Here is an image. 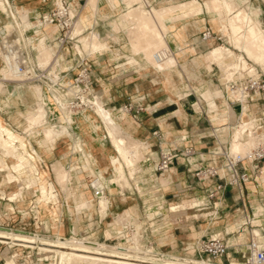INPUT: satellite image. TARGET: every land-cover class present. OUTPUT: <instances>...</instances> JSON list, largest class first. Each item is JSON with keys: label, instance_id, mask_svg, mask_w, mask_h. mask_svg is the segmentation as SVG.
<instances>
[{"label": "crops", "instance_id": "obj_1", "mask_svg": "<svg viewBox=\"0 0 264 264\" xmlns=\"http://www.w3.org/2000/svg\"><path fill=\"white\" fill-rule=\"evenodd\" d=\"M176 1L148 0V3L155 6H167ZM224 1L234 9V0ZM11 2L13 4L15 1L11 0ZM24 2V0H16V5L27 7L29 10L28 18L49 12L54 7L53 4L50 9L44 11L39 6ZM71 2L73 7L79 10V14L86 12L89 15L88 9L84 8L86 0H72ZM243 5L244 7L248 5L245 10L249 14L258 15L260 26L264 30V0H247ZM112 6L114 9L120 8L117 5ZM98 7L100 14L96 16V21L93 24L96 25L95 27L99 30L101 37L107 38L108 46L104 49L109 50L101 52L99 49L96 52L84 53L87 55L86 62L90 70L94 92L111 110L113 117L121 127L132 137L143 142L145 148L142 151V158L137 164L143 171L135 178H129V187L121 189L115 183L104 185L105 196L109 201L104 216H100L95 206L92 210H87L88 212L82 211V221L91 223L97 228V231L89 233L90 237L95 238L96 236V239L104 242L116 241L119 237H123V232H127L126 235L130 232L128 226H132L134 229L136 227L135 222L138 221L142 239L146 243L150 242L152 247L166 251L176 249L177 252H179L178 250L190 249V254L194 256L195 252L191 240L197 241L211 235H219L223 237L228 246L227 254L221 259V262L223 264H241V255L246 252L245 244L249 237L248 233L244 241L242 239L243 232L255 227L259 231V240L264 242V166L255 167L251 160L242 161L237 164V170L246 172L249 176L248 180L224 185L229 176L224 167V157L219 152L223 147L226 149L229 137L223 141L218 130L227 127V125L228 128L229 126L233 127L234 121L238 117L242 118L243 115L259 117L264 111V93L253 94L242 104H232L229 95H225L223 86L225 79L222 77L221 70L215 64L204 59L205 50L219 43L215 38L201 40L200 33L206 26H209L216 33V26L205 17L207 13H203V18L199 17L202 15L200 14L172 24L168 23V26L173 25L166 36L169 45L174 50L182 47L183 49L181 48L179 52L184 50V53L179 56L176 68L165 75L163 72L144 70L143 68L136 70L130 64L126 67V63L133 56L130 50L137 45L136 39L129 40L126 36L128 55L112 56L113 51L110 48L113 45L109 44V41H114L119 45L121 41L119 36L124 32H117L116 40L109 39L107 35L112 33L109 19L114 16L113 10L105 0H99ZM241 9L244 8H239L236 11ZM121 10L123 9L120 8V12ZM104 14L107 15V18H102ZM31 24L34 23L31 22ZM119 26L127 30L124 24H119ZM45 28H48V35H53L57 31L55 26L46 25ZM88 29L82 30V34ZM112 35L115 36V34ZM226 45L233 47L227 41ZM53 47L56 48V43ZM92 53L96 54L94 58L88 56ZM76 63L77 57L71 48H65L60 53V68L66 73L67 78H72L76 73V69H72ZM112 64L113 66H111ZM258 67V70L261 69L264 72L260 65ZM222 70L227 74L226 70ZM211 87L214 89L212 90ZM206 88L213 92L221 89L223 92V96L214 98L215 109L209 110L207 102L201 97V91ZM127 102H131L133 106L129 112L123 110V106ZM22 106V102L6 105L4 100H0L1 119L18 134L25 132L20 130L21 125L17 126L10 119V114ZM177 110L180 111V118L175 115ZM81 121L87 122L85 115L81 116ZM77 127V125L73 126V131ZM88 132L87 134L76 135L79 136L85 151L92 154L90 159L95 172L91 165L88 167V171L97 176V172L102 170L104 176H109L108 171L111 168L108 166V157L114 153L111 143L104 134L98 137L93 129L88 130ZM74 133L76 134L75 131ZM22 137L36 150L38 168H43L44 165L53 173L51 164L57 160H60L66 167L70 166L69 159L73 153V140L71 138L66 137L68 146L63 141V137L56 140L47 150L39 146L37 139L34 140L28 135ZM184 147H192L193 153L181 155L180 151ZM161 150H171L176 153V156L168 170L159 174L156 171V165ZM77 153L80 152L77 151ZM0 158H4L7 163H11L13 160L10 157L1 156V154ZM209 165L217 166L219 175L199 180L195 176V171L200 167ZM103 168L106 169L103 170ZM82 171L83 167L80 168V172ZM161 177L167 179V184H161ZM1 182L0 196H2V192L7 195L14 186L16 189L18 188L17 183L3 187V184L11 183ZM78 183L76 190L91 198L95 205L96 198L93 196L92 188L88 184L86 187L84 184ZM53 184L61 190V187L55 182V176ZM219 184L222 185L221 189H217ZM137 185L142 189V194H136V192L139 193ZM209 192H213L212 197L208 196ZM185 193L190 194L188 201L182 200L186 196ZM5 201L7 200H0V206L2 202L5 206L7 204ZM190 202L193 203L192 206L188 207L193 212L192 230L188 231L176 227L173 232L174 236H171L166 230L168 214L171 213L169 206ZM65 204L66 200L61 206H66ZM119 214H126L128 218V222L124 225L114 223ZM63 217L70 218L68 212L67 215L58 213V220L55 222L59 226H61ZM248 223L250 224L248 225ZM155 224H159V226L154 227ZM21 227L27 228L25 225ZM176 231L179 234L176 235ZM68 232H71V229Z\"/></svg>", "mask_w": 264, "mask_h": 264}, {"label": "bare ground", "instance_id": "obj_2", "mask_svg": "<svg viewBox=\"0 0 264 264\" xmlns=\"http://www.w3.org/2000/svg\"><path fill=\"white\" fill-rule=\"evenodd\" d=\"M106 1L108 3H110V5H117L120 8H121V4L123 5V10H121V12L117 16V18L114 20L113 19L109 20V22H110L112 27H116V25H119V24H124L126 26L127 30L130 29L132 24L135 25V23L137 25H145V26L147 24V26H148V15H150L152 18L154 17V15H155V17H156V15H157V17H158V15L162 17V14H165V13L172 14L171 12H174L175 10H176V13L177 12L180 13L181 12V11H179L180 8H182V9L184 8L186 11L187 10H191V12L194 11V13L196 12V15H197V13L200 14L201 12H203V10L205 8L208 14H211L213 17L214 16L216 17L219 8H221V9L223 8L226 12L232 13V16L229 18V20L231 22L230 23L231 24L230 29L234 32L233 35L238 33V32L240 33V31L243 30L242 27L244 28V26H245L242 33L239 36H238V34H239L238 33L236 36L237 37L236 43H237V46L239 47V49H241L240 51H242L248 58L252 59L253 61H255L259 64H261L264 68V33L261 29L259 22L257 20H254V18H252V16H250V14L245 9H241L239 11H233V7L226 4L224 0H214V1L205 0L204 1L205 3H203V2L201 3L199 0L176 1L175 3H171L167 6L155 7L154 8L155 14L152 12L150 13L151 8H149V10H148L145 7V5H143V3H139V2L137 3L134 0H125L124 1L125 3H122L123 0L122 1L121 0H110V1L106 0ZM95 3H97V2L95 1ZM95 3H94V5L91 3V7L95 6ZM7 4H8V6H7ZM145 4H146V2H145ZM96 6H97V4H96ZM96 6L94 8V12H95ZM8 8H11V4H10L9 0H0V26L5 27L7 30L18 29V31H20V29H22V28H19V23H18L15 15H14L15 12L13 13L11 10H9V12H8ZM86 8H90V6L88 5V6H86ZM177 9H178V11H177ZM185 10H183V12ZM72 12L73 11L71 9V14H73ZM20 13L21 12H19V14ZM24 13H25L24 17L27 18V21H29L28 11L26 10V12H24ZM188 13H186V14L189 15ZM221 13L219 11V14L223 15ZM93 14H95V13H93ZM77 16H78V18H77L78 21L80 20L81 22H90V16L86 12L80 13V14L78 13ZM172 16L166 15L164 17V19H163L164 27L168 26V23H172ZM182 16H186V15H182ZM174 17L177 18V15ZM220 17H221L220 20L221 19L223 20L224 17L223 16H220ZM176 18H174V19H176ZM218 19H219V17H218ZM161 20H159V21L162 22ZM222 20H221V22L220 21H218V22H220L222 24L225 21V20H223V21ZM78 21H76V18L73 20L72 29H71V33L69 36L71 38L70 41L73 43V46L74 45L78 46L77 48L74 47L75 51L78 52L80 54V56L83 57L85 55L84 54L85 52H83L81 49V46L78 45L79 43H81L79 41V38H78V36L80 35V32H79V34H76L78 32L76 31V33H75V29H74L75 23L78 26V24H79V23H77ZM131 22H133V23L131 24ZM226 23H229V22H226ZM129 25H130V27H129ZM161 25H162V23H161ZM27 26H28L29 32H31V33L35 32V35L31 36V38L28 37L31 41V45L35 49V55H36L35 58L37 57V59H38L40 56H43L44 54H46L47 56H49V55L51 56L52 55L51 54V52H52L51 47L46 44V39L48 37L47 36L48 28H45L43 30L38 29V27H36V26L34 28V27H32L33 25L31 24L30 21L28 22ZM138 27H140V26H138ZM149 27H150V25L148 26V28ZM151 27L154 28V26H151ZM227 27H228V25H227ZM227 27L225 26V28H227ZM78 28H80V27H78ZM136 28H135V30L138 29V28L137 29ZM76 30H77V28H76ZM141 30L139 29V32ZM145 30H147V29H145ZM132 31H134V30H132ZM169 31L170 30L168 27L167 28V34L169 33ZM98 32H99V30L97 28L92 29L91 32L85 34L86 35L85 38H81V41L84 39V40H87L88 43H91V42H93L92 40L94 39V41L96 42L95 38L97 37L96 35H98L97 34ZM126 33L128 36L130 35L129 31ZM146 33H147V31H146ZM146 33H143L141 35L145 36ZM99 34H100V32H99ZM138 34L134 33V35H131L130 38L133 40V38L137 37ZM231 34H232V32H231ZM148 35H146V36L148 37ZM151 35L152 34L150 33V36ZM157 35L159 36V34L155 35L156 38H158ZM160 35H161V33H160ZM144 36H142V37L144 38ZM139 37H140V35H139ZM147 37H146V39L149 38V37L148 38ZM163 38H165V37H163ZM164 41H166V40H164ZM87 42L84 41V44H86ZM95 42H93V44H95ZM88 43L86 44L85 47L88 46L90 50L86 49L84 47V45L82 47V48H85V50H88L87 52L91 51L90 46H92V44L88 45ZM97 43H99V42H97ZM82 44H83V41H82ZM100 44H102V43H100ZM155 44H156V42H155ZM164 44H165V42H164ZM140 45H142V44H140ZM144 45H146V44H144ZM100 46H102V45H100ZM147 46H149V42H148ZM96 47L97 46H95V48ZM225 48L221 47V45L220 46L219 45L218 46L217 45L212 46L210 48V50L207 52V56L204 55V59L205 60L207 59L210 63H215V66H218L222 69L227 70L229 68L230 70L226 71L227 75L236 79L241 75V70L245 69V67L247 66V63L243 57L237 56L238 54L236 55L233 51H229L228 49H225ZM144 50H147V49H144ZM180 50H181V47L176 49L175 51L179 52ZM176 52H175V54H176ZM53 55H54V58L51 57L53 59H51V58H50L51 60L48 59L50 61L48 64L51 65V68H49L50 73H49L48 78L52 82L55 81V78L52 76V73H51L52 69H54V67L56 65L57 66L55 67V69H58L60 67L58 60L56 59L57 57H59V55H57L55 53V49L53 50ZM157 55L160 57V60H158L156 58ZM172 56H173L172 51L169 49L168 45H166V44L162 45L159 48H157L154 52H152L151 56H147V57H150V60L149 59L148 60H149V62H151V65L147 64V61H145V63L142 65V68H146L148 66H151L154 69V71L163 72L165 75H168L169 72L171 70L175 69L177 66L176 62H174V60H171ZM173 58L174 57H172V59ZM40 63H39V66L41 68H45L48 65V64H45L46 66H42ZM0 72L2 74L0 77V94H3V93L7 94L8 95L7 98L11 104H14L15 100H17V99L24 103L26 111H28L31 114L30 119L32 118L31 120L34 121V122L32 121V123L27 121L28 124L27 123L25 124V128H31L32 134H35V135L41 134V137L38 139L39 144L41 145L42 148L48 150L49 142H50L49 138H51V136H54L55 134L67 132V128L65 126V127H63V130L60 131L59 129H55L56 125H52L53 123H50L47 120H45L46 109L44 108V105L47 104L48 107H50V104L57 103L59 105L61 115H60V117H54L52 119V121L53 122L54 121L55 122H62L64 125H70L74 121V117L72 115V110L67 108V103L64 100H65V98H74L76 96L75 90L69 87V88H66L62 94H59L55 90H53V87L50 85L53 93L50 91H49V93L48 92L43 93L41 90L42 84L39 82L37 84L34 81L17 83L18 79H16L14 74L11 71L7 70L3 66H0ZM250 73L251 72H249V74ZM5 81L14 82V84H16V85L13 87V89L8 91L7 85H5V83H4ZM201 93L207 97L208 103L210 102L211 99L214 98V96H216V94L214 95V93H216V92H213L209 88H206L205 90L201 91ZM244 95H245V93L244 94L242 93V95H239V98L242 101L244 100ZM83 101L89 102L91 104L92 108L95 107V111H96L97 115L99 117H101V119L104 121L102 123H106V126L108 125V127H109L108 131H107V133H108L107 135H109L108 137L111 138V140H112L111 143H113L115 151L117 152V154L119 156H121L125 160L127 166H133L134 163L136 162V161L134 162L135 158L133 156L136 155L137 152L139 153V151H141V150H139V151L137 150V148H138L137 146L143 142H140V143L137 142L138 143L137 145H134L136 140L134 141L133 139H131V141L133 140L132 141L133 144L129 143V141L127 142L126 138L124 136H122L123 134H121V133L124 132L127 134V136H130V134L127 133L126 131L121 130V128H122L121 125L115 120V118L112 115L111 110L104 105L102 100H99L97 97L94 96L91 99L83 98ZM215 108H216V105H215V102L213 100V103L212 102H211V104L209 103V110H212ZM175 112L180 113L179 110H177ZM85 119L88 120V116H85ZM26 120H28V119H26ZM256 124H257L256 118H252V119L249 118L248 120H244V119L239 120L237 128L229 126V128H227V130H229L231 133L235 134L234 136L236 138L235 137L233 138V136H232V138H233V141L235 139V140H237V142L235 141V143H231L230 148H229L231 150V152L228 149H226L227 152H230L231 154H236L234 151L238 150L239 153H242V154L247 153L253 147L252 146L251 148H248L250 145H252L254 137L257 140V135L254 133V129L256 128ZM103 125H105V124H103ZM95 126L97 127L96 124H95ZM106 126H105V128H107ZM53 132L55 134H53ZM119 132H120L119 136L116 135ZM51 133L53 135H51ZM68 134L70 135V133H68ZM221 134H223V133H221ZM262 135H263V133H261V136ZM227 137H228V135H227ZM128 140H130V139H128ZM18 141H21V146L23 147L24 152H26L25 154H21V153L19 154L18 153V148H19V146L17 145ZM231 141H232V139H231ZM75 142H76V140H75ZM143 145L144 144H142V146ZM76 146L80 149V147L78 145H76ZM0 147L3 149L1 156L10 157L13 159V161H16V164L13 167H11V166H9V163H7L4 160V158H0V172H3V176H4L1 183H9L7 176L11 175L10 173H12V172L15 173L19 177V179H18L19 181L18 180L12 181V182L17 183V185H18V188L16 190H21L18 193L13 195V197H15V201L19 200L22 197L23 191L25 189H27L28 184L30 182H32V183H34V187H36V190L38 191V197H37L36 201L34 202V207L37 208L38 206H41V207H44L45 209L49 210L50 212L56 211V209H54V210L48 209V205H47L48 202H45L46 199L48 198V190H47V187L45 185V182L47 181V177H46L47 172L44 170L41 171L37 167L36 157L38 154H37L36 150L33 149L31 147V144H29L27 141L22 142V140L19 138V135H17L15 133L14 129H12L10 126L6 125L4 123V121L1 119V117H0ZM72 148H74V146ZM140 155H141V152H140L139 156ZM140 157H142V156H140ZM110 159H111L110 162L112 164H115L117 162L118 156H116L114 154L110 157ZM136 160L139 161V159H136ZM29 164L32 165L31 168L33 170L29 169L27 171V167ZM54 165L52 164V167ZM58 167H60V166H58ZM61 167H63V166H61ZM133 168H135V165ZM118 169L120 170V168H118ZM56 170H58V168H56ZM59 170H62L64 172V175L66 174L65 173L66 170H64L63 168H61V169L59 168ZM142 171L143 170L140 167L136 171V174L138 173L140 175L142 173ZM63 172L61 173L62 177H65V179L70 177L69 176L70 174L68 175L69 172L66 174L69 177L63 176ZM56 174H58V173H56ZM61 174L59 172L60 176H61ZM57 177L58 176H56V178ZM100 177L103 178V176H101V174H100L99 178ZM119 177H121V175ZM58 178L60 179V177H58ZM62 179H64V178H62ZM112 179L110 181H112V183H113ZM12 182H10V183H12ZM102 182H104V181H102ZM160 182H161V184L165 185V184H167V179L160 178ZM58 183H59V181H58ZM137 186L142 191L140 186L139 185H137ZM63 189H64V184H63ZM66 189H67V192H65V194H67V195L65 196V199H66V203L68 205L69 215H70V218L72 221L71 233L73 235L71 237L67 238L65 236L58 235V233L55 232V230H54V234H50V233L39 234L37 232H28V231L23 230V229H14V228H10V227L0 225V243L7 244V246H9V247L12 244L22 245V246H25L28 248H35L36 247L40 251H43L44 253H46L45 254L46 258L51 256L49 254V252H51L53 258L50 262L45 263V264H212L211 262L206 261V260L199 261L197 259L190 258V257H186L183 259H181L180 257L179 258H177V257L176 258H161V257L155 258V257L149 256L148 253L140 255L139 249L132 251L131 249H129V247L120 246V244H119V246L114 245V244L111 246V244L110 245L107 244L108 245L107 246L105 243H102V242L99 243L98 241L86 240V238H84L85 236L81 233L82 230H84V229L81 225H78V223H77L78 221L76 220L77 216L75 217V213L73 210V207H74L73 203L78 201V200L83 199L84 196H83V194L78 193V191L75 188L71 187L70 182L66 185ZM64 191H66V190H64ZM2 197L4 198V200H7L9 202H15L14 200H9L8 196L5 194H2ZM100 197H101L100 198L101 201L103 202V205H106L107 199L104 200V198L102 196H100ZM98 201H100V200H98ZM86 202H88V201H86ZM83 204L84 203H82V205ZM88 204L89 203H86L87 206H88ZM100 204H101V202H100ZM79 205H78V207H79ZM103 205L101 207H103ZM107 205H108V203H107ZM76 207H77V205H76ZM77 210H78V208H77ZM99 210H100V208H99ZM18 211L20 213H22L24 216L27 215V212L25 210H18ZM35 212H36V210H35ZM78 212L80 213V211H78ZM78 212L76 211V213H78ZM42 223H43L44 229L49 231L51 228L49 225L50 220L46 219ZM77 233H79V236H78L79 240H76L77 237L74 236ZM252 233L255 235H259V231L256 229L252 230ZM140 248H141V246H140ZM66 249H68V250H66ZM141 249H143V248H141ZM145 252H148V251H145ZM4 257H5V262L1 263V264H15V259L13 257H11L10 255H7V256L5 255ZM56 258H57V260H56Z\"/></svg>", "mask_w": 264, "mask_h": 264}, {"label": "rangeland", "instance_id": "obj_3", "mask_svg": "<svg viewBox=\"0 0 264 264\" xmlns=\"http://www.w3.org/2000/svg\"><path fill=\"white\" fill-rule=\"evenodd\" d=\"M15 2H13V4H12V2L9 0V2H10V4H11V8H12V5L15 7L14 9H11L10 8V10L14 13V15H15V17H16V19H17V21H18V23H19V28H22V29H20V33H22L26 28H28V22L29 21H27V18H25L24 17V12H26V10L27 11H29L28 9H27V7H25V6H19V5H16L17 3H16V0H14ZM25 2L24 3H30L31 5H36V6H39V7H41V8H43L44 9V11H47L48 9H50L52 6H53V4H54V1L55 0H45L44 2L43 1H41V0H24ZM67 1H69V2H71L72 0H67ZM91 0H86V3H85V5H84V8L86 7V6H90V8H86V9H88V12H90L89 13V16H90V22H81L80 20L78 21V13H79V11L77 12L76 11V21H78L77 23H79L78 24V26L76 25V23H75V27L77 28V30H76V28L74 27V29H75V33H76V31L78 32V33H76V34H79V32H80V35L78 36V38H79V41L81 42V43H79L78 45L79 46H81V49H82V51L83 52H85V53H88L87 51L88 50H90L89 49V47L87 48V47H85L86 46V44L88 43L87 42V40H82L83 41V44H82V41H81V38H85V34L86 33H89V32H91L92 31V29H94V28H96L95 26L96 25H94L93 23L96 21V16L98 15V14H100V12H99V7H98V2H99V0H95L97 3H95V1L94 0H92L91 2H90ZM110 1V0H109ZM122 1V0H121ZM125 0H123V2L122 3H125L124 2ZM134 1H136L137 3L139 2V3H143V5H145V7L149 10V8H151L150 10V13L152 12V13H154L155 14V10H154V8L155 7H159L160 5H157V6H155V5H150V3H148V0H134ZM141 1V2H140ZM143 1V2H142ZM177 1H188V0H177ZM201 3L203 2V3H205L204 1L205 0H199ZM211 1H214V0H211ZM105 2L107 3V5L113 10V15L114 16H112L109 20H112V19H115L117 16H118V14H119V12H120V8H118V9H114L113 8V6L112 5H110V3H108L106 0H105ZM127 2V1H126ZM145 2H146V4H145ZM234 2H235V7H234V9H235V11L237 10V9H239V8H244V9H247V7H248V5L246 6V7H244V3H246L247 2V0H234ZM22 3V2H21ZM57 3L59 4V0H57ZM91 3L94 5V3H95V6H96V4H97V6H96V9H95V12H94V8H95V6H92L91 7ZM23 4V3H22ZM71 6H72V13H75V8L73 7V4H72V2H71ZM17 9V10H16ZM121 9H123V5L121 6ZM221 8H219V10H218V13H217V16L215 17H213L211 14H208L207 13V11H206V9L204 8V10H203V12H201L200 14H202V15H200L199 13H197V15H200L199 17L200 18H203L204 17V15H203V13H207V14H205V17H206V19H209L211 22H212V24H214L215 26H216V33H219V32H221L222 33V35H223V37H222V40L221 41H219V43L218 44H215V45H221V47H226L225 49H228L229 51H233L237 56H241V57H243L244 59H245V61H246V63H247V66L245 67V69H244V71H246L248 74H249V72H251L250 74H254L255 73V69L256 68H259L258 67V65H260L261 66V68L264 70V68H263V66L261 65V64H259V63H257V62H255V61H253L252 59H250V58H248L242 51H240L241 49H239V47L237 46V34L239 33H236V34H234L233 35V31L230 29L231 28V22H230V20H229V18L232 16V13H229V12H226L223 8L220 10ZM233 9V10H234ZM14 10V11H13ZM22 10V11H21ZM183 10H185L184 8L182 9V8H180V10L179 11H181L180 13H176V10L174 11V12H171L172 14H167V13H165V14H162V17L161 16H159L158 15V17H157V15H156V17H155V15H154V17L152 18L150 15H148V26L150 25V27L148 28V26H147V24H146V26L145 25H137L135 22V25L134 24H132L133 22H131V24H132V28L130 27V25H129V27H130V29L129 30H124L122 27H120L119 25H116V27H111V30H112V33H110V34H108L107 35V37H109V39H111V40H116L117 39V32H119V31H123L124 33L121 35V36H119V39H121V41L119 42L120 44L118 45V44H116V43H114V41H109V44H112L113 46L110 48V49H112V51H113V55L112 56H121V55H128V53H129V49H128V40H127V37L129 38V40L131 39L130 38V36L131 35H134V33H136V34H138V36L137 37H134L133 39H136V41H135V43L137 44L135 47H134V49H131L130 51L132 52V55L133 56H131V59L129 60V62L128 63H126V67L127 66H129V64L131 65V67H133V68H135L136 70H140V69H142V64H143V62L144 61H147V64H149V65H151V62H149V60H150V57H147V56H151V53L152 52H154L157 48H159L160 46H162V45H168V47H169V49L172 51V57H174L173 59H172V57H171V60H174V62H176V65H178V60H179V56H181L183 53H184V50H182L181 52H176L170 45H169V43H168V41H167V38H166V36H167V28L169 27V30H170V28H172V26L173 25H171V26H165L164 27V24H163V19H164V17L166 16V15H173L172 16V23H174V22H176V21H179V20H182V19H186V18H189V17H192V16H196V12L194 13V11L193 12H191V10H185L184 12H183ZM18 11V12H17ZM177 11H178V9H177ZM219 11H220V13L221 14H223V15H220L219 14ZM8 12H9V8H8ZM19 12H21L20 14H19ZM189 12V13H188ZM225 14H224V13ZM23 13V14H22ZM93 13H95V14H93ZM186 13H188L189 15H187ZM191 13V14H190ZM181 14V15H180ZM193 14V15H192ZM259 14V13H258ZM19 15V16H18ZM164 15V16H163ZM177 15V18L176 17H174V16H176ZM182 15H186V16H182ZM219 15V16H218ZM250 15L252 16V18H254V20H257L258 22H259V24H260V19H259V17H258V15H255V14H253V13H250ZM182 16V17H181ZM220 16H223L224 18H223V20H225L226 22H229V23H226L225 21L221 24L220 22H221V20H220ZM25 19H24V18ZM162 19H160V18ZM176 18V19H174V18ZM179 17V18H178ZM218 17H219V19H218ZM102 18H107V15L106 14H104L103 16H102ZM181 18V19H180ZM26 20V21H25ZM159 20H161L162 22H160ZM222 20V21H223ZM218 21H220V22H218ZM161 23H162V25H161ZM171 23V24H172ZM226 23V24H225ZM21 25V26H20ZM224 25V26H223ZM227 25H228V27H227ZM245 25V24H244ZM135 26V27H134ZM138 26H140V27H138ZM143 26V27H142ZM151 26H154V28L153 27H151ZM225 26L227 27V28H225ZM78 27H80V28H78ZM138 29H137V28ZM142 27V28H141ZM167 27V28H166ZM14 28V27H13ZM86 28H89L87 31H85L83 34H82V30H84V29H86ZM135 28L137 29V30H135ZM147 29V30H145V29ZM244 28H245V26H244ZM244 28L242 27V29L244 30ZM139 29L141 30L140 32H139ZM152 29V30H151ZM226 29V30H225ZM261 29H262V27H261ZM132 30H134V31H132ZM225 30V31H224ZM243 30H241L240 31V33L238 34V36L242 33V31ZM129 31V33H130V35L128 36L127 35V33L126 32H128ZM137 31V32H136ZM146 31H147V33H146ZM153 31V32H152ZM155 31V32H154ZM232 32V34H231V32ZM262 31H263V33H264V30L262 29ZM157 32V33H156ZM161 33V35H160V33ZM128 33V34H129ZM143 33H146L145 34V36L144 35H141V34H143ZM150 33L152 34L151 36H150ZM155 33V34H154ZM98 35H96L97 37L95 38L96 39V42L94 41V39L92 40L93 42H95V44H93V42H91V43H88V45L90 44H92V46H90V48H91V51L90 52H96L97 50H99V49H101V52H103L104 50H109V49H104L106 46H108V43H107V38H102L101 37V35L99 34V32L97 33ZM112 34H115V36H113ZM126 34V35H125ZM149 34V35H148ZM154 34V35H153ZM156 34H159V36L157 35V37L158 38H156ZM139 35H140V37H139ZM146 35H148V37L150 38H148ZM233 35V36H232ZM82 36V37H81ZM84 36V37H83ZM127 36V37H126ZM142 36H144V38L142 37ZM28 37H30V36H28ZM146 37L148 38V39H146ZM163 37H165V38H163ZM236 37V38H235ZM31 38V37H30ZM29 39V38H28ZM27 39V40H28ZM140 39V40H139ZM163 39V40H162ZM164 40H166V41H164ZM84 41L85 42H87L86 44H84ZM226 41L227 42H229L233 47H227V45H226ZM97 42H99V43H97ZM130 42V41H129ZM148 42H149V46H147L148 45ZM155 42H156V44H155ZM164 42H165V44H164ZM168 44H167V43ZM28 43H30L31 44V41H30V39L28 40ZM100 43H102V44H100ZM146 44V45H144V44ZM163 43V44H162ZM46 44L48 45V46H50L51 47V56L49 55V56H47L46 54H44L43 56H40L38 59H37V57H36V60H37V62H38V64L40 63L42 66H46L45 64H48L50 61L49 60H51V59H53L54 58V55H53V50L55 49L52 45V43H48L47 41H46ZM102 45V46H100V45ZM140 44H142V45H140ZM83 45H84V47L86 48V49H88V50H85V48H82L83 47ZM97 46L96 48H95V46ZM236 45V46H235ZM94 46V47H93ZM99 46V47H98ZM33 47V46H32ZM74 47L75 48H77L78 46L77 45H74ZM149 47V48H148ZM182 48V47H181ZM234 48V49H233ZM144 49H147V50H144ZM183 49V48H182ZM73 50V49H72ZM210 50V48L208 49V50H205L206 52H205V56H207V52ZM238 50V51H237ZM70 52H72V51H70ZM175 52H176V54H175ZM75 54V53H74ZM241 54V55H240ZM95 53H92L91 55H88V56H90L91 58H94L95 57ZM36 56V55H35ZM51 57H53V58H51ZM147 57V58H146ZM246 57V58H245ZM51 58V59H50ZM146 58V59H145ZM45 59V60H44ZM47 59V60H46ZM49 59V60H48ZM57 60H58V63H59V57H57L56 58ZM149 59V60H148ZM176 59V60H175ZM206 61L207 62H209L207 59H206ZM46 62V63H45ZM213 64H215V63H213ZM117 65V64H116ZM55 66V65H54ZM57 66V65H56ZM55 66V67H56ZM59 66H60V64H59ZM111 66H113V64L111 65ZM54 67V68H55ZM209 67H210V65H209ZM218 67V66H217ZM256 67V68H255ZM220 70H221V72H222V77L224 78V79H227V80H229V79H234V78H232V77H230V76H228L226 73H225V71H223L222 70V68H220V67H218ZM144 70H151V71H154V69L151 67V66H148V67H146V68H143ZM225 70V69H224ZM230 69L228 68L226 71H229ZM248 70V71H247ZM250 70V71H249ZM1 72H0V77H1ZM242 75V74H241ZM243 76V75H242ZM235 80V79H234ZM5 83V85H7V89H8V91L9 90H11V89H13V87L16 85V84H14V82H9V81H5L4 82ZM38 82H36V84H37ZM40 85V84H39ZM209 86V85H208ZM50 87V86H49ZM211 89L213 90L214 89V87H211ZM220 89V88H219ZM41 90H42V92L43 93H45V92H47L44 88H43V86L41 85ZM49 91L50 92H52L53 93V91H52V89H51V87L49 88ZM220 93V94H219ZM216 94V96H214V98L215 97H220V96H223V92H222V90L220 89V91H217L216 93H214V95ZM225 95H227L226 93H225ZM200 96V95H199ZM8 95L7 94H5V93H3V94H0V100H4V103L6 104V105H9V104H11L10 103V101L8 100ZM95 97H97L99 100H102L101 98H100V96L99 95H97V94H95ZM201 97L207 102L208 100H207V97L204 95V94H201ZM14 98V97H13ZM214 98L213 99H211L210 100V104H211V102L213 103V100H214ZM202 99V100H203ZM20 103L21 101L20 100H15V102H14V104H16V103ZM209 103L207 102V104H208V108H209ZM22 104H23V106L22 107H20V108H18V109H15V111H13V112H11V114H10V119L17 125V126H20L21 125V127H20V130H23L25 133L24 134H18L17 132H15L17 135H19V138L22 140V142H25V139L22 137V136H26V135H28V137H32L34 140H36L37 139V142H38V144H39V138L41 137V134H32L31 133V128H25V124L27 123L28 124V122H31L32 123V121L33 120H31L30 119V116H31V114L28 112V111H26V109H25V105H24V103L22 102ZM203 104H204V101H203ZM44 108L46 109V114H45V120H47L48 122H50V123H53L52 125H56L55 127V129H59L60 131H62L63 130V127H65L66 126V128H67V132H64V133H59V134H55L54 132H53V134H55L54 136H51V135H53L52 133H51V138H49V147L51 146V145H53L54 144V142L56 141V140H58V139H60V138H63V141H65L66 142V146H68L69 144L67 143L68 142V139L66 138V137H70L72 140H73V142L75 143H73L72 144V147L74 146V148H72L73 149V153L70 155V161H69V167H66L60 160H57V161H54L52 164L54 165L53 167H52V164H51V169H52V171H53V173H54V175H55V182L59 185V186H61V190L58 188V187H56V186H54V175H53V173L49 170V168H46L44 165H43V168H39V170H44V171H46L47 172V181L45 182V185H46V187H47V190H48V198L46 199V201L45 202H48L47 203V205H48V209H56V211H52V212H50L49 210H47V209H45L44 207H41V206H38L37 208H32V205H34V202L36 201V199H37V197H38V191L36 190V187H34V183H32V182H30L29 184H28V187H27V189H25L24 191H23V194H22V197L19 199V201H15V197H13V195L14 194H16V193H18L19 191H21V190H16V187L14 186V188H11L10 189V191L11 192H9L8 194H7V196H8V199L9 200H14L15 201V203H11V202H8V201H5V202H7V204L4 206V203L2 202V204H1V206H0V211H1V214L2 215H0V225H2V226H8V227H12V228H20L21 226H23V225H25L27 228V230H30V231H32V232H37V233H39V234H42V233H44V227H43V221L44 220H46V219H48V220H50V223H49V225H50V230H49V233L50 234H54V230H55V232H57L58 233V235H61V236H65V237H71L73 234L71 233V232H68V230L70 231V229H71V225H72V221H71V218H69V217H63V219H62V221H61V226H59L58 225V223L57 222H55V221H57L58 220V218H57V216H58V213H63V215H67V212H68V214H69V209H68V205H67V203L65 204V205H67V206H61V204H63L64 202H65V200L66 199H64L65 198V196L67 195V194H65V192H67V189H66V185L70 182L71 183V187H73V188H75V189H77V186H78V182H80V183H82V184H84L85 186H86V184H88V186H92V187H95V188H99V189H101V188H103V187H105L104 185H107V184H109V183H112V181H110L112 178V180H113V183H115V184H117L118 186H120V188L122 189V188H124V187H129L130 186V183H129V178H135V176L136 175H139L138 173L136 174V171L140 168L139 166H137V164L139 163V161L141 160V158L142 157H140V156H142V151H143V149L145 148V145H143L142 146V144H144V143H140L141 141L138 139L137 140V138H134V137H132L131 135L130 136H127V134L126 133H124V132H122L121 134H123L122 136H124L125 138H126V140H127V142L129 141V143H132V141L134 140H136V144L134 143V145H137L138 143H140V145H138L137 147V150L139 151V150H141V151H139V153L137 152V154L136 155H134L133 157L135 158H133L134 159V165H135V168H133L134 167V165L133 166H127L126 165V162H125V160L121 157V156H119L118 154H117V152L115 151V149H114V146H113V143H111V138L110 137H108L109 135H107L108 133H107V131H108V125L106 126V123H102V122H104L102 119H101V117H99L98 115H97V113H96V111H95V107L93 108V110H86L85 112H76L75 114H74V122L75 123H73V124H70V125H64L62 122H53L52 120H50V119H48V105L47 104H45L44 105ZM17 113H19V115L21 116H19V115H17ZM53 114L56 116V117H60V113H59V111L58 110H56V109H53ZM82 115H85V116H88V120H87V122H83V121H81V116ZM176 115V117H178V118H180V113H176L175 114ZM208 115H209V113H208ZM256 117H258V116H246V115H243V117L242 118H237V120H235L234 121V124H232L233 125V127L234 128H237V126H238V121L239 120H241V119H244V120H248L249 118H256ZM26 119H28V120H26ZM28 121V122H27ZM52 121V122H51ZM34 122V121H33ZM95 124L97 125V127L95 126ZM103 124H105V125H103ZM72 125V126H71ZM75 125H77L78 127L76 128V129H74V131L76 132V134L74 133V131H72L73 129V126H75ZM105 126L107 127V128H105ZM227 128H228V126L227 127H223L222 129H220V130H218V134L220 135V137H221V139L223 140V141H225V139L226 138H228L229 137V143H228V145H227V147H226V149H228L230 152H231V150L229 149L230 148V145H231V143H235V141L237 142V140H235L234 139V141H233V138L235 137L234 135V133H231L229 130H227ZM13 129V128H12ZM90 129H93L95 132H96V134L98 135V137H101L103 134H104V136H105V138L111 143V146H112V148H113V151H114V153L113 154H110L111 156L112 155H116V156H118V159H117V162L115 163V164H112L110 161H111V159H110V155H109V157H108V166L111 168V169H109V171H108V174H109V176H104L103 174H102V170L101 171H98L97 172V176H96V174L95 173H89V171H88V167H90V165L92 164V162H91V159L90 158H92V154L90 153V152H88V151H85V149H84V145L82 144V142L80 141V138H79V136L77 137L76 135H80L81 133L82 134H87V133H89L88 132V130H90ZM121 130H123V131H125L123 128H121ZM223 133V134H221V133ZM225 132V133H224ZM68 133H70V135L68 134ZM229 133V134H228ZM119 134H120V132L118 133V134H116V135H118L119 136ZM126 134V135H125ZM227 135H228V137H227ZM49 136V137H50ZM73 136V137H72ZM232 136H233V138H232ZM132 137V138H131ZM224 137V138H223ZM130 139V140H128V139ZM236 138V137H235ZM131 139H133L132 141H131ZM231 139H232V141H231ZM75 140H76V142H75ZM131 141V142H130ZM256 138L254 137V139H253V142H252V145H250L248 148H251L252 146H254L255 144H256ZM81 142V143H80ZM138 142V143H137ZM133 144V143H132ZM17 145L19 146V148H18V153L20 154H25L26 152H24V150H23V147L21 146V141H18L17 142ZM76 145H78L79 147H80V149L76 146ZM225 145V144H224ZM39 146L41 147V145L39 144ZM142 146V147H141ZM21 148V149H20ZM42 148V147H41ZM224 147L222 148V150H226ZM79 150V152L80 153H77V151ZM220 150V149H219ZM3 152V149L0 147V154ZM140 152H141V155L139 156V154H140ZM235 153H239V151L238 150H235L234 151ZM233 152V153H234ZM81 154V155H80ZM136 159H139V161L138 160H136ZM41 162V161H40ZM93 162H94V159H93ZM120 162V163H119ZM16 164V161H13L12 160V162L11 163H9V166H11V167H13L14 165ZM31 164H29L28 165V167H27V171L29 170V169H32L31 168ZM58 166H60V167H58ZM61 166H63V167H61ZM55 167V168H54ZM83 167V171L82 172H80V168H82ZM122 167V168H121ZM132 167V168H131ZM56 168H58V170H56ZM59 168L61 169V168H63L64 170H66V174L68 173V175L70 176H68V175H64V172L62 171V170H59ZM91 168L93 169V167H92V165H91ZM118 168H120V170L118 169ZM106 168H103V170H105ZM126 169H128V170H126ZM33 170V169H32ZM73 170V171H72ZM84 170H86V171H84ZM94 170V169H93ZM136 170V171H135ZM60 172V174L63 172V176H67V177H69V178H67V179H65V177H62V174H61V176L59 175V172ZM128 171V172H127ZM58 173V174H56V173ZM71 172V173H70ZM94 172H95V170H94ZM75 174V175H73V174ZM99 173V174H98ZM11 175H9V176H7V179H8V182L10 183V182H12V181H14V180H18L19 179V177L15 174V173H10ZM100 174H101V176H103V178H99V176H100ZM107 174V175H108ZM125 174V175H124ZM121 175V177H119ZM56 176H58V177H60V179L57 177L56 178ZM4 176H3V173H1L0 174V182L2 181V178H3ZM138 177V176H137ZM62 178H64V179H62ZM162 179H164L163 177H161ZM102 179V180H101ZM57 180V181H56ZM69 180V181H68ZM115 180V181H114ZM19 181V180H18ZM58 181H59V183H58ZM102 181H104V182H102ZM65 182V183H64ZM72 182H73V184H72ZM15 182H13V183H11V184H3V187L4 186H7V185H12V184H14ZM78 183V184H77ZM63 184H64V189H63ZM66 184V185H65ZM77 184V185H76ZM87 187V186H86ZM80 188V187H79ZM138 188V190H139V193L138 192H136V194H142L141 193V190L139 189V187H137ZM64 190H66V191H64ZM78 193H81V194H83V199H81V200H78V201H76V202H74L73 203V210H74V213H75V217H76V220L78 221L77 223H78V225H81L82 227H83V229L84 230H82V234L85 236H83L84 238H86V240H92V241H98L99 243H105L106 245L108 244V245H110L111 244V246L114 244V245H117V246H119V244H120V246H125V247H129V249H131L132 251H135V250H138L139 249V254L140 255H143V254H145V253H148V255L149 256H152V257H155V258H181V259H183V258H186V257H190V258H194V259H196V257H193V255H191L190 253H191V250L190 249H185V250H178L179 252H177L176 251V249H174L173 251H166V250H160V249H156V248H154V247H152L150 244H147L146 242H145V240H143L142 239V232H141V230H140V224H139V222L138 221H136L135 222V228L133 229V231H131V233L129 232L127 235H126V233L127 232H123V238L124 239H117L116 241H107V242H104V241H101V240H98V239H96V236H95V238H91L90 237V234L89 233H92V232H94V231H97V228L95 227V225H92L91 223H87V222H83L82 221V216H81V214H82V211L83 210H85V212H88L87 210H92L93 208H94V206H95V208H96V210L97 211H100L99 213H100V216L101 217H103L104 216V214H105V211H106V208L108 207V205H107V203L109 204V201H108V198L105 196V195H101L103 198H104V200H106L107 199V203H106V205H103V202L101 201V197L100 196H98V199L96 200V204L94 205V203L92 202V200H91V198H88V197H86L85 195H84V193L83 192H79L78 191ZM2 194H4V192H2ZM6 195V194H5ZM185 195L186 196H184L183 198H182V200L183 201H188V198H190V194L189 193H185ZM105 196V197H104ZM88 201V202H86V201ZM98 200H100V201H98ZM89 203L88 204V206L86 205V203ZM100 202H101V204H100ZM82 203H84L83 205H82ZM82 206H80V205ZM192 202H190V203H183V204H181V205H170L169 206V210H170V212L171 213H169L168 214V218H167V222H166V230H168L167 231V233L168 234H171V236L173 235L174 236V234H173V232H174V228H184V229H186V230H188V231H190V230H192V225H193V217H192V214H193V212H192V209H188V207H190V206H192ZM76 205H77V207H76ZM78 205H79V207H78ZM100 205V206H99ZM103 205V207H101ZM87 206V207H86ZM99 206V207H98ZM205 207V205H202V207ZM77 208H78V210H77ZM99 208H100V210H99ZM17 210H25L26 212H27V215H25V216H23V218L20 216V214L17 212ZM35 210H36V216H38L37 217V219H36V222L34 223L33 222V220L30 218V217H28V216H32V211L33 212H35ZM76 211L78 212V211H80V213L78 212V213H76ZM205 211V210H204ZM204 211H202V212H204ZM50 212V213H49ZM53 216H52V215ZM77 214V215H76ZM154 214H155V212H154ZM128 215V214H127ZM70 216V215H69ZM53 217V218H52ZM55 217V218H54ZM23 220V222H21L22 220ZM29 221V222H28ZM128 222V218L126 217V214H119L116 218H115V220H114V223L115 224H125V223H127ZM202 221L200 220V223H201ZM89 224V225H88ZM86 226V227H85ZM89 226V227H88ZM159 226V224H155L154 225V227H158ZM229 230L231 229L230 227L228 228ZM254 229H256L255 227L254 228H252V230H254ZM185 230V232H187ZM252 230H249V229H247V231H245V232H243V234H242V239L245 241L246 240V238H247V236H248V233H251L252 232ZM87 231H89L88 233H87ZM96 233V232H95ZM177 234H179L178 233V231H176V235ZM96 235V234H95ZM135 235V236H134ZM175 235V236H176ZM75 237H77L76 238V240H79V233H77V234H75L74 235ZM89 238V239H88ZM130 240H129V239ZM172 238V237H171ZM170 240V239H169ZM168 240V241H169ZM193 243H192V246H193V248H194V245H195V241L196 240H191ZM136 242V243H135ZM107 245V246H108ZM140 246H141V248H143V249H141L140 248ZM151 248V249H150ZM9 250H11V252L12 251H14L15 249H10V247L9 246H7V245H1L0 246V251H2L3 252V255L5 256H7L8 254H7V252H9ZM36 250H37V248H35L34 249V251L32 252V254H33V256L34 257H37V258H39L40 259V261H39V263H41V264H45V263H48V262H50L51 260H52V258H53V256H52V253L51 252H49V254L51 255L50 257H47L46 258V253H44L43 251H40L39 249V253H36ZM37 250V251H38ZM66 250H68V249H66ZM141 250V251H140ZM145 251H148V252H145ZM150 251V252H149ZM158 252V253H157ZM167 254V255H166ZM175 256V257H174ZM56 260H57V258H56Z\"/></svg>", "mask_w": 264, "mask_h": 264}, {"label": "built area", "instance_id": "obj_4", "mask_svg": "<svg viewBox=\"0 0 264 264\" xmlns=\"http://www.w3.org/2000/svg\"><path fill=\"white\" fill-rule=\"evenodd\" d=\"M11 1V0H10ZM45 1V0H42ZM8 6V4H7ZM12 5V9H14ZM71 3L67 0H57L54 1V7L49 12H43L37 15H34L32 18H29L30 22H33L35 28L43 30L44 26L50 25L55 26L57 31L53 35H48L46 41L50 44L56 43L55 53L60 55L65 48L73 49L76 57L77 63L74 68L76 73L72 78H67L66 73L59 67L58 69H52V76L55 78V81L52 82L48 76L50 73L49 68L51 65L48 64L45 68H41L35 58V49L30 43H28V36L35 35V32H29V29L26 28L22 33L18 29L7 30L5 27L0 26V66L5 67L7 70L11 71L16 77L17 83L24 82H39L42 84L43 88L49 93V86L53 87L57 93L62 94L66 88H72L75 90L76 96L74 98H65L64 101L67 103V108L72 110V115L78 112H85L86 110H93L89 102H84L83 98L91 99L95 96L93 82L86 62V56H80L78 52L75 51L73 43L70 41V33L72 29L73 20L76 18L75 13L71 14ZM10 10V8H9ZM201 40H208L210 38H215L217 41L222 40V33H215L211 30L209 26H206L200 33ZM156 58L160 60V57L157 55ZM256 68V67H255ZM241 74L238 78L234 79H225L224 80V91L229 95L230 102L240 103L245 102L251 95L257 93H264V72L257 68L255 69L254 74H248L246 71L241 70ZM19 81V82H18ZM244 95V100L242 101L239 98V95ZM133 108L131 102H127L123 106L124 111H131ZM53 109H56L61 114L59 105L57 103L50 104L48 107V119L52 120L56 117L53 114ZM1 110V109H0ZM74 121L72 122V124ZM256 128L254 133L257 135L256 144L245 154L236 153L231 154L227 150H221L219 153L224 157V167L227 169L228 178L225 184H236L238 181H246L249 176L246 172H239L237 170V164L245 161L251 160L255 167L259 165L264 166V111L259 117H256ZM261 133L263 135L261 136ZM193 153L192 147H184L181 151V155H189ZM176 153L169 150H161L159 152V160L156 165V171L160 174L168 170L169 166L172 163V160L175 158ZM219 175V168L215 165H209L200 167L195 171V176L199 180H204L207 178L215 177ZM224 178V176H223ZM222 185H217V189H221ZM93 196L98 199V196L105 195V187L99 189L92 187ZM209 197L213 196V192L208 193ZM4 198L0 196V200ZM32 208H35L32 205ZM17 212L23 218V214L18 210ZM1 215V212H0ZM30 217L33 222H36V212L32 211V216ZM250 223H248L249 225ZM2 226V225H1ZM128 226V224H127ZM8 227V226H6ZM12 228V227H10ZM14 229H23L28 232L24 227L14 228ZM129 231L133 230L132 226H128ZM252 230V228H249ZM35 232V231H34ZM47 234L49 231L46 229L44 233ZM260 235H255L252 232L249 234L247 242L245 244L246 252L242 253V263L241 264H264V242L259 240ZM118 239H124L119 237ZM150 244V242H147ZM1 245H7L0 243ZM36 248V247H35ZM35 248H28L22 245L12 244L10 249H15L14 251L7 252L8 255L15 259V264H41L39 263L40 259L34 257L32 252ZM38 250V248H37ZM36 253H39V250ZM228 251V246L224 241L223 237L219 235H211L207 238L198 239L194 245V252L199 261H209L212 264H223L221 259L226 256ZM5 262V257L3 252L0 251V264Z\"/></svg>", "mask_w": 264, "mask_h": 264}]
</instances>
